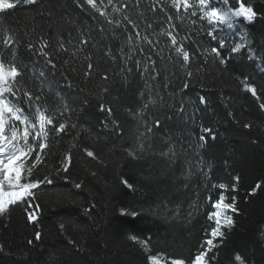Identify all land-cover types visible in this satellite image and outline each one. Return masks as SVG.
<instances>
[{
    "label": "trees",
    "instance_id": "trees-1",
    "mask_svg": "<svg viewBox=\"0 0 264 264\" xmlns=\"http://www.w3.org/2000/svg\"><path fill=\"white\" fill-rule=\"evenodd\" d=\"M250 2L264 14V0ZM97 4L104 16L81 0H41L0 12V58L23 70L25 88L43 108L68 105L55 117L68 128L49 130L44 163L33 170L54 180L33 190L36 221L15 206L0 216V264H149V255L170 264L192 257L207 238L208 197L217 196L221 183L238 213L224 239L214 241L211 264H239L236 256L264 264V96L257 101L240 83L247 78L264 91V25L232 29L237 42L247 34L253 59L237 55L221 65L204 51L215 46L206 35L210 25L177 14L171 0ZM169 31L178 41L189 37L187 65ZM202 127L216 134L203 146ZM123 178L135 181V191ZM134 210L139 217L121 214ZM133 234L149 240V251L128 239Z\"/></svg>",
    "mask_w": 264,
    "mask_h": 264
},
{
    "label": "snow or ice",
    "instance_id": "snow-or-ice-1",
    "mask_svg": "<svg viewBox=\"0 0 264 264\" xmlns=\"http://www.w3.org/2000/svg\"><path fill=\"white\" fill-rule=\"evenodd\" d=\"M40 2L41 0H0V12L14 9L18 5L35 6ZM81 2L95 9L100 15H105V12L101 11L97 4V0H81ZM171 7L175 9L177 14H180L183 10L185 16H198L200 20L206 21L210 25L206 35L211 41L215 42V46L204 51L210 53L212 59L218 61L219 64L227 65L237 55L246 56L249 60L253 59L252 53L248 51L252 44L247 34L242 35L239 42L230 39L231 30L240 25L245 27L255 26L258 21L264 25V14L258 11L250 0H233L232 4H230V0H171ZM168 19L170 20L172 17L169 16ZM133 27H135L134 24ZM167 35L175 52L182 57V63L187 65L191 61V56L184 40H188L189 37H183L178 41L177 35H174L171 31L167 32ZM261 35L264 36V27L261 28ZM11 39L9 37L4 43L9 44ZM131 39L132 37L129 35L128 40L131 41ZM193 42L190 41V43ZM83 43H87V41H83ZM148 43L151 44L152 42L148 41ZM48 63L51 64V60ZM152 63L155 66V61ZM52 67L54 68L55 65H52ZM92 67L91 64H88L89 69ZM128 71H131V69H128ZM22 73L23 70L18 68L14 62L8 61L6 63L0 58V216L8 213L11 207H21L27 220L35 222L36 216L33 211L35 192L33 190L39 189L42 185H52L54 180L46 173L34 176L33 170L44 163L41 154L48 148L49 130L60 134L68 128L66 120L59 121L55 119L57 112L61 116L64 115L60 108L67 110L68 105L61 101H54L53 108L55 110L43 108L40 97L25 88ZM192 75L191 71L187 73L188 77ZM240 83L243 90L257 101L264 96V91L258 93L254 81L249 82L245 78ZM184 87L186 88L188 85L185 84ZM105 91L107 90L105 89ZM201 101L204 102L203 97H201ZM21 104L25 105L28 112L20 106ZM259 108L264 110V103H260ZM99 109L109 115L112 113V109L110 107L106 108L103 103L99 105ZM181 111H183V108H181ZM30 113H34V115H30ZM72 127H75V125H72ZM244 127L251 128L252 126L246 123ZM148 131H151V129H148ZM201 133L198 137L201 146L205 145L209 138L216 139V134L211 127H202ZM33 153H35L34 157ZM128 155L134 159L136 158L135 152H129ZM87 156L93 159L96 158L92 151H87ZM28 161H31V164L26 168ZM65 161L63 171L66 173L68 164L71 162V156L68 155ZM25 173H27L26 176ZM234 179L239 181L240 177L235 176ZM121 183L126 189L135 191V181L130 180V178H123ZM81 187V183L75 184L76 189ZM213 187L217 186L213 185ZM259 188L260 184H256L253 194ZM227 191L228 185L221 183L218 185L217 196L215 198L208 197L209 210L206 213V220L209 226L205 229L207 238L200 244V250L194 256L186 259H171L170 264H211L214 255L210 257L209 253L215 247L214 241L224 239L226 230L234 226L232 214L238 213L235 197L233 196L229 201L226 196ZM39 207V204H35V208ZM121 214L133 218L140 216V213L135 210L131 212L122 211ZM60 228L64 229L65 225L61 223ZM34 239L37 241L41 239L39 231L35 232ZM128 239L139 244L146 252L149 251L148 239L141 240L134 234L129 235ZM32 242V240L28 241L29 244ZM235 259L239 264H244L240 256H236ZM148 261L149 264H164L163 259L157 255H149Z\"/></svg>",
    "mask_w": 264,
    "mask_h": 264
}]
</instances>
